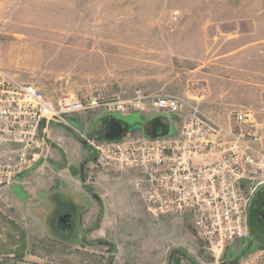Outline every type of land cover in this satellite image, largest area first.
<instances>
[{"label": "rangeland", "instance_id": "rangeland-1", "mask_svg": "<svg viewBox=\"0 0 264 264\" xmlns=\"http://www.w3.org/2000/svg\"><path fill=\"white\" fill-rule=\"evenodd\" d=\"M0 65L55 99L65 94L125 98L139 90L178 95L237 132L258 133L250 169L258 170L251 173L256 183L264 181V0H0ZM188 112L189 106L181 115L115 114L100 107L55 124L67 126L87 146L83 137L104 138L110 118L142 135L158 116L174 123L173 136ZM238 112H248L249 120L238 123ZM5 221L0 216V232ZM251 222L255 230L256 219ZM10 225L15 236L22 234ZM37 246L50 256L73 253L76 258L49 260L55 263L102 262L98 252L54 240ZM231 246L215 254L197 236L190 213L166 215V249L175 260H264V245L249 238Z\"/></svg>", "mask_w": 264, "mask_h": 264}, {"label": "built area", "instance_id": "built-area-1", "mask_svg": "<svg viewBox=\"0 0 264 264\" xmlns=\"http://www.w3.org/2000/svg\"><path fill=\"white\" fill-rule=\"evenodd\" d=\"M186 106L189 112L173 136L129 133L98 140L82 136L94 151L84 164L83 182L92 187L104 169L134 170L133 185L151 213H190L199 239L221 254L250 236V203L264 183H256L251 173L258 170L250 169L261 136L237 132L178 95L139 90L125 98L65 94L55 99L35 84L11 77L0 65V187L16 183L40 163L48 145L45 129L53 122L100 107L115 114L181 115ZM249 116L238 112L235 119L244 123Z\"/></svg>", "mask_w": 264, "mask_h": 264}, {"label": "crops", "instance_id": "crops-1", "mask_svg": "<svg viewBox=\"0 0 264 264\" xmlns=\"http://www.w3.org/2000/svg\"><path fill=\"white\" fill-rule=\"evenodd\" d=\"M152 121L164 132L171 125L174 130L171 120ZM55 123L45 129L48 145L40 163L0 192V216L6 220L0 232V260L15 264L76 260L73 253L57 257L36 249L49 239L98 252L101 264H184L170 257L166 216H156L147 208L143 194L133 185L136 172L104 169L95 184L86 187L83 166L94 151L67 126ZM10 224L22 234L15 236ZM242 264H264V260L253 256Z\"/></svg>", "mask_w": 264, "mask_h": 264}, {"label": "flooded vegetation", "instance_id": "flooded-vegetation-1", "mask_svg": "<svg viewBox=\"0 0 264 264\" xmlns=\"http://www.w3.org/2000/svg\"><path fill=\"white\" fill-rule=\"evenodd\" d=\"M110 120L111 118L108 120L109 124H110ZM155 124L156 123H154L153 121L150 122V124L147 126L148 128H150L148 133L154 136L163 134L164 129L163 128L159 129V127H157ZM142 132L144 133L147 131L145 130ZM129 133H131V131H126L124 129L121 136L127 135ZM252 217L255 218L258 223L255 227V230L253 229L254 227L251 222ZM64 220H66V218ZM249 224H250V236H249L250 242H252V244L259 243L264 245V183L257 188L254 196L252 197L249 207Z\"/></svg>", "mask_w": 264, "mask_h": 264}, {"label": "water", "instance_id": "water-1", "mask_svg": "<svg viewBox=\"0 0 264 264\" xmlns=\"http://www.w3.org/2000/svg\"><path fill=\"white\" fill-rule=\"evenodd\" d=\"M158 119H159L158 116H155L153 118L154 121H156ZM124 129H125V125L123 123L116 120L115 118H111L109 130L106 133H104V137L106 139H119L121 137ZM171 133H172V125L166 130V132H164L161 135H156V136H167V135H170ZM84 144L88 145L86 141H84ZM88 147L91 148L90 146H88Z\"/></svg>", "mask_w": 264, "mask_h": 264}, {"label": "trees", "instance_id": "trees-1", "mask_svg": "<svg viewBox=\"0 0 264 264\" xmlns=\"http://www.w3.org/2000/svg\"><path fill=\"white\" fill-rule=\"evenodd\" d=\"M237 263V261H235V262H232V264H236Z\"/></svg>", "mask_w": 264, "mask_h": 264}]
</instances>
